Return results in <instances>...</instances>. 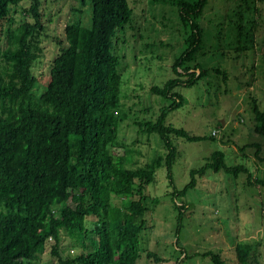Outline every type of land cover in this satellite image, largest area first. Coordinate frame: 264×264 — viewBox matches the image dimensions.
I'll return each mask as SVG.
<instances>
[{"label": "trees", "instance_id": "16d2710c", "mask_svg": "<svg viewBox=\"0 0 264 264\" xmlns=\"http://www.w3.org/2000/svg\"><path fill=\"white\" fill-rule=\"evenodd\" d=\"M45 1L0 0V264H42L50 241L55 242L51 254L57 264H137L148 216L161 202L148 195L159 171L164 170L174 185V168L181 157L178 143L217 142L213 132L197 136L168 122L188 102L183 89L201 83L211 88L215 77L228 84L227 70H211L198 62L200 55L205 58L211 53L205 52L201 24L210 0H171L185 32V49L174 58L165 82L144 84L149 97L166 104L158 110L144 107L141 113L135 107L143 104L142 96L124 88V72L130 65L119 49L121 33L136 24L130 1L89 0L91 25L67 23L63 42L55 38L62 49L41 91L45 76L39 78L35 69L42 39L49 37ZM246 2L248 10L261 17V10ZM19 7L23 13L17 22L14 11ZM218 22V32L210 34L212 40L225 43L226 22ZM230 24L239 34L237 42H228L227 47L239 60L256 49L253 33L264 26L242 12ZM151 61L144 59V63ZM135 99L138 103L133 104ZM253 102L254 133L264 137V102L255 98ZM126 126L135 129L136 139L129 141L123 135ZM143 135L149 138L144 140ZM152 136L164 150L150 158ZM219 148L192 169L191 181L182 190L174 186L164 194L173 199L178 233L188 212L182 199L197 188L198 178L210 173L245 174L250 187L264 188V178H255L251 165L230 164L232 150ZM249 149L264 164L262 146L253 143L241 148L248 160ZM65 237L72 241L69 251L62 248ZM76 248L80 252L75 255ZM235 253L236 264H261L258 246L251 243H239ZM198 256L212 264H228L214 251ZM148 257L165 261L154 253Z\"/></svg>", "mask_w": 264, "mask_h": 264}, {"label": "rangeland", "instance_id": "374dc122", "mask_svg": "<svg viewBox=\"0 0 264 264\" xmlns=\"http://www.w3.org/2000/svg\"><path fill=\"white\" fill-rule=\"evenodd\" d=\"M129 1L136 11V24L121 33L123 42L119 49L121 54L127 55L125 64L130 65L124 72V88L143 98V104L135 107L136 113H141L147 106L158 110L166 103L158 97H149L144 84L147 85L151 80L154 84H162L169 78L174 58L180 56L185 49V32L179 21L178 10L172 6L171 0ZM248 1L252 7L261 10V17L248 10L246 0H210L202 18L205 46L207 45L205 52L211 53L205 58L200 55L198 62L211 70H227L228 84L215 77L213 84H210L211 88L208 84L201 83L183 89L182 94L188 102L172 114L168 122L197 136L210 135L213 130H218L219 137L217 142L188 143L181 140L178 143L181 157L174 168V185L169 182L164 170L159 171L158 182L149 187L148 195L159 197L161 202L148 216V229L140 237L142 258L137 264H212L209 258L196 257L197 254L209 251L221 253L228 264H236L235 248L239 243L245 242L258 246L259 260L264 264V188L250 187L247 175L236 177L234 174L210 173L202 179L198 178L197 188L189 191L182 199L188 206V212L185 215L184 228L179 233L178 213L174 209L173 199L164 196L171 189L174 190V186L182 190L191 181L192 169L203 165L213 151L220 149L219 146L228 151L232 150L230 164L251 165L250 173L255 178H264V164L254 157L255 150L247 151L250 160L245 159V153L240 151L246 145L259 143L262 146L261 155L264 157V137H258L254 133L255 124L251 114L254 98L260 104L264 102V29L254 31L256 49H251L248 55L239 60H235V53L227 47L228 42H237L239 31L230 22L237 20L241 12L246 13L248 18L258 19L264 26V3L260 0ZM45 2L49 37L42 39V51L35 69L39 78L45 76L39 86L41 91L50 74L52 62L62 49L55 38L58 37L63 42L67 23L80 22L84 26H90L92 21L89 0ZM28 3L29 1L24 3L25 8L29 6ZM14 13L17 22H20L23 7L15 9ZM226 15L228 17L225 21ZM220 19L226 22L225 43L212 40L210 34L218 28ZM150 45L153 46L149 47ZM145 58L152 61L144 63ZM132 102L138 103V100ZM219 122H222L221 127ZM123 130V135L129 141L138 137L133 127L126 126ZM152 137L154 145L147 149L150 158L157 155L156 153L162 155L164 150L156 136ZM141 138L146 140L149 137L143 135ZM54 244L53 241L48 243L41 258L42 264H48L52 259L58 263L57 258L51 254ZM71 244L72 241L65 237L62 242L63 250L66 251ZM78 251L80 252L76 248L73 253L76 255ZM150 253L165 261L158 263L154 259L150 260ZM186 255L189 259H185Z\"/></svg>", "mask_w": 264, "mask_h": 264}, {"label": "clouds", "instance_id": "9594fccd", "mask_svg": "<svg viewBox=\"0 0 264 264\" xmlns=\"http://www.w3.org/2000/svg\"><path fill=\"white\" fill-rule=\"evenodd\" d=\"M213 133H214V131H213ZM219 133H220V132H217V135H214V134H213V135H214V136H218V137H219Z\"/></svg>", "mask_w": 264, "mask_h": 264}, {"label": "built area", "instance_id": "2783aa9c", "mask_svg": "<svg viewBox=\"0 0 264 264\" xmlns=\"http://www.w3.org/2000/svg\"><path fill=\"white\" fill-rule=\"evenodd\" d=\"M213 134H214V135H217V132H214Z\"/></svg>", "mask_w": 264, "mask_h": 264}, {"label": "water", "instance_id": "95a60500", "mask_svg": "<svg viewBox=\"0 0 264 264\" xmlns=\"http://www.w3.org/2000/svg\"><path fill=\"white\" fill-rule=\"evenodd\" d=\"M223 125H225V122L223 121Z\"/></svg>", "mask_w": 264, "mask_h": 264}]
</instances>
